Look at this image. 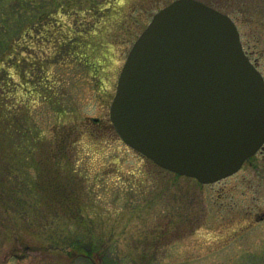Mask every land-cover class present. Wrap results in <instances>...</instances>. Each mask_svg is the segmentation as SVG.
Wrapping results in <instances>:
<instances>
[{
  "label": "rangeland",
  "instance_id": "rangeland-1",
  "mask_svg": "<svg viewBox=\"0 0 264 264\" xmlns=\"http://www.w3.org/2000/svg\"><path fill=\"white\" fill-rule=\"evenodd\" d=\"M33 2L43 12L26 21L7 63L15 65L20 94L36 100L30 130L15 134L18 146L4 155L0 264H264V219L240 227L241 216L264 212V155L204 184L155 166L110 120L123 63L159 2ZM106 4L109 10L95 11ZM219 10L235 20L244 49L264 74V0H228ZM77 58L83 64L72 61ZM37 135L76 139L73 166L88 179L81 181L75 217L57 213L41 186L45 148H31ZM75 241L80 249L72 247Z\"/></svg>",
  "mask_w": 264,
  "mask_h": 264
},
{
  "label": "water",
  "instance_id": "water-1",
  "mask_svg": "<svg viewBox=\"0 0 264 264\" xmlns=\"http://www.w3.org/2000/svg\"><path fill=\"white\" fill-rule=\"evenodd\" d=\"M110 119L127 145L158 165L213 183L264 143V78L228 14L174 0L133 43Z\"/></svg>",
  "mask_w": 264,
  "mask_h": 264
},
{
  "label": "trees",
  "instance_id": "trees-1",
  "mask_svg": "<svg viewBox=\"0 0 264 264\" xmlns=\"http://www.w3.org/2000/svg\"><path fill=\"white\" fill-rule=\"evenodd\" d=\"M171 1L155 0V3L159 2L157 7H162ZM202 1L219 9H224L228 6V0ZM33 4V0H0V200L5 196L3 181L6 174L3 172V168L7 162H5L4 155L8 153V149L18 146L15 142V134H21L23 130L29 131L30 122L33 119L30 106L36 99L33 95L23 97L20 94L18 82L12 73L15 65L7 64L9 62L8 59L13 57L14 43L20 38V30L26 21H32L39 12H43L36 11ZM109 4L95 11L102 12L103 10H109ZM93 10L94 8L90 9V11ZM55 13L54 26L59 25L57 14L60 11H55ZM95 16L97 15L95 14ZM28 33H30V30H28ZM58 43L62 44L59 40ZM60 59H63V57L59 56L57 61ZM54 61H56V58ZM72 61L82 62L81 64H83V61L78 58ZM84 62L88 65L87 61ZM59 82L57 79L52 80V83L56 85ZM27 93L33 94L31 91ZM48 98L49 96L45 95V100ZM21 136L28 139L27 135ZM39 136H36L38 139L35 144L31 145V148H34V150L41 147L45 148V151L43 149V152H40V165L38 167L40 173L38 177L43 182L41 186H43L46 195L49 196L55 205L54 208L57 213L73 214V217H75L81 212V197L83 192L81 181L88 179V176H84L83 172L77 171L73 166L75 161L70 150L74 149L76 139L75 141L71 140L73 135H55L53 140H49L48 138L40 139ZM88 136L100 138V135H93L92 133ZM15 163V160L12 158L11 167ZM78 241L72 243L73 248H81Z\"/></svg>",
  "mask_w": 264,
  "mask_h": 264
},
{
  "label": "flooded vegetation",
  "instance_id": "flooded-vegetation-1",
  "mask_svg": "<svg viewBox=\"0 0 264 264\" xmlns=\"http://www.w3.org/2000/svg\"><path fill=\"white\" fill-rule=\"evenodd\" d=\"M243 43V42H242ZM246 54L248 55V57L250 58V60L256 65V67L258 68V62H255L253 61V59L251 58L250 54L247 50H245ZM260 70V68H258ZM263 77H264V74L263 72L261 71ZM258 155H264V143L260 146V148L257 150V152L255 154H253L252 156H250L245 162H248L250 161L251 159L254 158V156H258ZM243 164V165H244ZM240 227H242L243 223L248 227L251 225L252 221L254 222H258L259 220H262L264 219V212L261 213V212H258V211H255V212H252V213H248L247 216H241L240 218ZM239 231V230H237Z\"/></svg>",
  "mask_w": 264,
  "mask_h": 264
}]
</instances>
